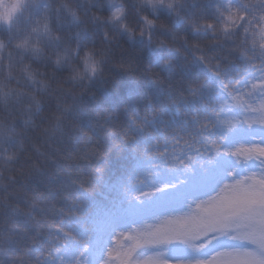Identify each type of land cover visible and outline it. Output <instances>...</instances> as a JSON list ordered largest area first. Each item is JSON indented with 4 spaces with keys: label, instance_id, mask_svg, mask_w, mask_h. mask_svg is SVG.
<instances>
[{
    "label": "snow or ice",
    "instance_id": "snow-or-ice-1",
    "mask_svg": "<svg viewBox=\"0 0 264 264\" xmlns=\"http://www.w3.org/2000/svg\"><path fill=\"white\" fill-rule=\"evenodd\" d=\"M172 261L264 264V0H0V264Z\"/></svg>",
    "mask_w": 264,
    "mask_h": 264
},
{
    "label": "rangeland",
    "instance_id": "rangeland-1",
    "mask_svg": "<svg viewBox=\"0 0 264 264\" xmlns=\"http://www.w3.org/2000/svg\"><path fill=\"white\" fill-rule=\"evenodd\" d=\"M164 219H167V218H162V221H163ZM148 223H153V221H148ZM147 259H148L149 261H154V260L157 259V257H148ZM171 264H177V262L172 261Z\"/></svg>",
    "mask_w": 264,
    "mask_h": 264
},
{
    "label": "trees",
    "instance_id": "trees-1",
    "mask_svg": "<svg viewBox=\"0 0 264 264\" xmlns=\"http://www.w3.org/2000/svg\"><path fill=\"white\" fill-rule=\"evenodd\" d=\"M147 191V190H146Z\"/></svg>",
    "mask_w": 264,
    "mask_h": 264
}]
</instances>
